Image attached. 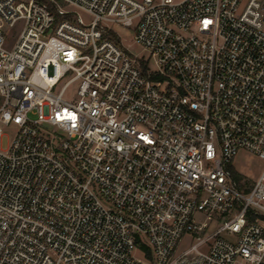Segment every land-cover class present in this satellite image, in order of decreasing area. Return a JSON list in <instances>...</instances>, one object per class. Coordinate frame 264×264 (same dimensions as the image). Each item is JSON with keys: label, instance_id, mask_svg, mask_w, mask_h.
Here are the masks:
<instances>
[{"label": "built area", "instance_id": "1", "mask_svg": "<svg viewBox=\"0 0 264 264\" xmlns=\"http://www.w3.org/2000/svg\"><path fill=\"white\" fill-rule=\"evenodd\" d=\"M240 149L264 161V0H0V264H264Z\"/></svg>", "mask_w": 264, "mask_h": 264}, {"label": "rangeland", "instance_id": "2", "mask_svg": "<svg viewBox=\"0 0 264 264\" xmlns=\"http://www.w3.org/2000/svg\"><path fill=\"white\" fill-rule=\"evenodd\" d=\"M67 10H73L72 7H66ZM81 16L86 20L88 19L87 15L80 11ZM114 31L122 38L123 43L126 47H128L133 53L137 55L144 56L146 59L149 58L148 52L144 51L141 46L135 43L134 41V29L133 28H125L120 25L113 26ZM151 65H153V61L151 60ZM73 86L69 88L68 94H70ZM16 131V126H10L9 128H4L5 135L3 137V147L6 148L10 141L13 139ZM264 168V161L260 159L257 155L240 149L236 158L234 159L231 169L234 172V179L239 183L240 189L242 191H247L251 188L257 178L260 176L262 170ZM196 219L201 222L204 219L203 214H198ZM225 217H219L213 215V220L209 222L210 226L206 230V232L210 233L214 231L220 224L224 221ZM197 240V235L186 232L178 245L176 246L175 253H179L189 245L194 243ZM135 256L141 257V250H138L134 253Z\"/></svg>", "mask_w": 264, "mask_h": 264}, {"label": "trees", "instance_id": "3", "mask_svg": "<svg viewBox=\"0 0 264 264\" xmlns=\"http://www.w3.org/2000/svg\"><path fill=\"white\" fill-rule=\"evenodd\" d=\"M140 247H141L142 249H146V247H145L143 244H140Z\"/></svg>", "mask_w": 264, "mask_h": 264}]
</instances>
